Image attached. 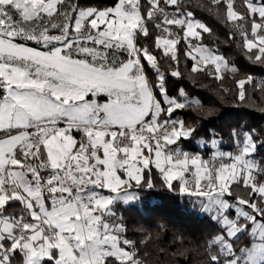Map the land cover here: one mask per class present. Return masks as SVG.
I'll list each match as a JSON object with an SVG mask.
<instances>
[{
	"label": "snow or ice",
	"instance_id": "6c2138e0",
	"mask_svg": "<svg viewBox=\"0 0 264 264\" xmlns=\"http://www.w3.org/2000/svg\"><path fill=\"white\" fill-rule=\"evenodd\" d=\"M195 6L264 65V0ZM192 7V0L105 7L0 0V264H160L149 251L159 232L129 235L116 210L154 189L155 177L217 225L196 243L199 264H264V157L257 159L264 131L233 130L234 151L211 139L210 159L180 144L198 129L174 113L201 106L184 89L168 93L167 78H183L181 42L190 74L223 82L239 71L203 44L212 30ZM235 85L237 103L251 98L246 85L264 93V80L251 75ZM173 248L191 264L190 248Z\"/></svg>",
	"mask_w": 264,
	"mask_h": 264
},
{
	"label": "trees",
	"instance_id": "16d2710c",
	"mask_svg": "<svg viewBox=\"0 0 264 264\" xmlns=\"http://www.w3.org/2000/svg\"><path fill=\"white\" fill-rule=\"evenodd\" d=\"M81 6L105 7L111 0H79ZM197 0H192V11L196 19L201 20L212 30L211 34H203V44L214 49L222 55L230 64L238 68V73L233 76L225 74L223 82L209 77L205 73L190 74L192 61L183 55L184 43L178 46L181 49L180 68L183 78H167L168 93L172 97H178L180 89H184L190 99H199V108L179 110L174 113V118L182 119L188 124L195 123L197 132L192 139L182 140V148L192 154L204 153L210 156L213 152L211 147H201V142L211 143V139L219 141V147L223 151H234L233 130L243 131L254 129L257 132L264 131V93L252 94V85H246L251 98L247 103H237L234 99L235 80L247 75L254 77L256 82L264 80V65L254 64L247 59L240 49L238 41L229 40L230 29L215 16L195 6ZM151 44V41H146ZM166 69L167 64L162 61ZM149 77L155 79V74L149 69ZM221 86L231 89V92L222 93ZM264 139V137H261ZM264 157V150L260 152ZM260 157L258 156L257 159ZM155 173V169H153ZM156 187L151 190H140L139 199L131 205H117V212L123 215L129 228V235L133 231L148 229L152 233L159 232L158 240L149 246L153 252V259L159 258L160 264H183L184 257H175L173 245L188 247L193 252L191 264H199L195 252L196 243L203 245L210 235L218 231L217 225L210 221L207 215H201L194 211L191 205L192 198L169 192L161 187L159 177H155ZM159 226V227H157ZM183 236L184 240L177 242L176 238ZM164 248L169 255L160 256L156 251Z\"/></svg>",
	"mask_w": 264,
	"mask_h": 264
},
{
	"label": "rangeland",
	"instance_id": "374dc122",
	"mask_svg": "<svg viewBox=\"0 0 264 264\" xmlns=\"http://www.w3.org/2000/svg\"><path fill=\"white\" fill-rule=\"evenodd\" d=\"M201 147L204 149L205 147H211L212 148V146H211V143H205V142H201ZM212 150H213V152L214 151H217V149H213L212 148ZM218 150H220V151H223L222 149H220V147L218 146ZM226 152V151H225ZM201 155H203V157H206L207 159H210L211 158V155L210 156H207V155H204V153H200ZM259 157L261 158L262 156H260L259 155ZM137 201H134V202H132V204L133 203H136ZM201 215H207V214H204V213H201V212H199Z\"/></svg>",
	"mask_w": 264,
	"mask_h": 264
},
{
	"label": "built area",
	"instance_id": "2783aa9c",
	"mask_svg": "<svg viewBox=\"0 0 264 264\" xmlns=\"http://www.w3.org/2000/svg\"><path fill=\"white\" fill-rule=\"evenodd\" d=\"M237 3H239V0H237ZM189 152V151H188ZM189 153H191V152H189ZM205 159H207L206 157H204Z\"/></svg>",
	"mask_w": 264,
	"mask_h": 264
}]
</instances>
